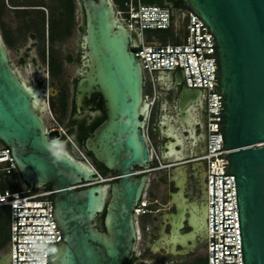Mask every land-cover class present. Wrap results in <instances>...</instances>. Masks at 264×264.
<instances>
[{
	"label": "water",
	"instance_id": "1",
	"mask_svg": "<svg viewBox=\"0 0 264 264\" xmlns=\"http://www.w3.org/2000/svg\"><path fill=\"white\" fill-rule=\"evenodd\" d=\"M178 1L205 25L215 44L195 47L194 23V47L215 52L219 131L228 153L223 175H213V231L214 176H222V213L227 202L223 201V176H234L242 264H264V146L255 147L264 144V0ZM81 3L83 71L75 89V106L78 115L95 105L104 115L84 148L115 176L114 181L102 182L89 164L63 150L68 141H62L59 132L48 133L39 113L47 93L20 77L1 36L0 143L11 150L23 190L49 186L53 192V219L62 242L48 246L47 264H131L138 240L135 209L149 180L146 173L138 176L136 172L147 171L152 156L146 135L150 104L144 98L135 42L118 22L111 0ZM176 73V82L183 83L180 106L186 107L202 92L186 88L182 73ZM172 155V146L165 144L162 161ZM184 169L168 168V181L176 191L166 204L174 211H164L157 236L161 250H154L173 257L192 251L198 235L207 231L206 186L200 210L194 213L186 196ZM187 213L193 230L183 234ZM101 215L104 232L96 227ZM177 234L187 243L164 248L166 239ZM17 244L41 243H17L16 208V257ZM229 255L234 254L229 251Z\"/></svg>",
	"mask_w": 264,
	"mask_h": 264
},
{
	"label": "built area",
	"instance_id": "2",
	"mask_svg": "<svg viewBox=\"0 0 264 264\" xmlns=\"http://www.w3.org/2000/svg\"><path fill=\"white\" fill-rule=\"evenodd\" d=\"M117 1L120 4L116 11L117 19L133 37L137 51L135 56L142 68L144 86L148 85L154 90L160 82L159 75L180 71L186 88L199 90L204 94L208 133L206 151L195 162L204 163L206 169V260L207 264H242L234 176H223V201H227L223 202V213L222 176H214V225L216 226L213 231V175H223L228 167V162L225 161L228 153L223 148L221 131H219L221 102L218 101H221V97H217V90H214L217 88V79H215L217 67L213 57L215 52L213 48H195L212 47V44L215 47L212 35L185 7L175 9L174 0H111L113 4ZM154 32L168 33L164 39L167 42L150 37ZM55 131L62 137L68 138L67 132L60 126L49 129L48 133ZM261 146L264 144L255 145V147ZM77 150L83 156L84 162L94 169L83 151L79 148ZM10 152L9 148L0 143V209H5L10 218L9 264H47L48 246L62 242L60 229L53 219V192L50 189L23 190ZM151 152L153 154L152 150ZM154 170L149 167L145 172L137 171L136 175ZM97 176L102 182H113L112 178H115L114 175L104 177L98 172ZM15 185L19 189L11 191L12 186ZM148 205L147 200L139 202L135 213L144 215ZM16 208L17 243H41L17 244V257ZM229 251L234 255H229Z\"/></svg>",
	"mask_w": 264,
	"mask_h": 264
},
{
	"label": "flooded vegetation",
	"instance_id": "3",
	"mask_svg": "<svg viewBox=\"0 0 264 264\" xmlns=\"http://www.w3.org/2000/svg\"><path fill=\"white\" fill-rule=\"evenodd\" d=\"M117 4H119L118 1ZM2 8L13 11L15 15L14 20L17 21V29L20 28L23 35L25 33L28 34L27 38L32 42V47L29 48L31 50L34 48L38 51L36 55L37 61L33 60L34 69L39 72V68L43 66L41 68L43 69L42 74L44 77L43 83L41 79H37V84L34 86L42 88L47 93L41 102V109H47L51 104L55 106L51 100H56L58 106H63L64 102H67L71 125L66 129V132L76 140L79 136L81 124L91 127L97 119L104 116L97 105L89 111H82L79 115L75 106V89L78 81L81 79L80 74L83 71V51L80 48V43L85 33V15L81 0H0V10ZM1 38L8 50L5 37L1 36ZM72 38H74L73 44L67 45L66 43ZM27 55L28 53L20 56L21 66H25ZM11 64L22 78L18 69L12 62ZM64 68L73 70V75L65 79V83L69 87L67 88L68 93H65L67 92L66 89L64 90V88L58 86L56 88L54 85L58 81L57 79L61 77L65 78L62 74ZM177 76L178 73L159 75L160 82L154 90L150 87L147 90V86H144V98L150 104L146 135L150 138L149 134L151 131V133H154L163 140L160 151L161 155L164 152L165 144L172 146L173 155L168 161V168L174 169L179 167L187 170L186 196L192 205L191 210L197 213L200 210L206 177L205 167L201 163L195 162L206 151L208 133L205 100L202 93L201 97L190 105L186 107L180 106V92L183 88V83L181 81L180 84L176 82ZM64 96L67 97L65 98ZM41 109L39 113L43 116ZM61 140L64 141L65 137L63 136ZM83 153L99 174L104 177L111 175L107 170L104 171L105 168L96 162L91 153L86 151H83ZM152 165L150 162L149 167L151 168ZM167 184V194L158 199L150 193V180H148L140 200V202L147 200L149 203L148 208L145 210L144 215H137L135 213L138 240L131 264H135L138 259L137 250L141 240V231L148 232L150 238H152L147 245V249L151 254L161 250L158 244L160 239L157 236L159 231H161L160 226L162 224L163 213L168 209L174 211V207L171 209L168 204L164 207V203L170 199L169 194L176 191L174 184ZM46 187H42L40 190H45ZM188 217L189 214L187 213V219L183 224L182 230H180L183 231V234H187L193 230L189 225ZM98 221L99 218L96 225ZM194 230L200 231L197 228H194ZM198 236L194 249L184 255L173 257L165 255L163 252L156 253L161 256L177 259L196 254L197 252L193 262L189 264H207L205 251L206 235L201 236L200 234ZM155 238L157 240L154 241ZM178 249L181 250V248ZM202 251L205 253L203 257L200 254ZM0 264H9L8 246L5 253L0 256Z\"/></svg>",
	"mask_w": 264,
	"mask_h": 264
},
{
	"label": "rangeland",
	"instance_id": "4",
	"mask_svg": "<svg viewBox=\"0 0 264 264\" xmlns=\"http://www.w3.org/2000/svg\"><path fill=\"white\" fill-rule=\"evenodd\" d=\"M120 4H117V2H114L113 6L115 9V12L119 9ZM15 15L13 14V11L9 9H1L0 10V35L4 36L7 41V46L9 50V55L11 62L13 65L18 69L19 73L21 74L22 78L27 81L28 83H31L32 85L37 84V79H41L43 83V69L41 66L39 69L40 71H36L34 69L35 65L33 64V60L37 61V52L34 48L31 50L29 47H32V42L27 38L28 34L25 33L24 35L20 31V28L17 29V21L14 20ZM178 18L176 17V25L178 24ZM79 21V20H78ZM153 36L155 40L161 41V42H167L164 39L168 36V33L165 32H154L150 34V37ZM73 40L69 39V41L66 43L67 45H72ZM26 53H28L26 57V64L25 66H21L20 56H24ZM65 78L61 77L55 81L54 85L56 88L62 87L64 90L66 89L68 93L69 88L66 83L65 79L66 77L70 78L73 75V70L70 68H64V71L62 73ZM58 86V87H57ZM147 90H149V87L147 85ZM65 97V96H64ZM63 97V98H64ZM67 97V96H66ZM65 97V98H66ZM64 98V99H65ZM51 102L55 104V106H51L47 109L42 108L43 112V118L46 123L47 128H57L60 126L65 131L70 126L69 122V108L67 106V102H64L63 106H58L56 103V100H51ZM68 138L65 137V140L68 141V145L63 147V150L70 152L77 160L84 161L83 156L80 154L79 150H77V145L75 144V140L71 135L67 132ZM150 138L149 145L151 150L153 151L152 157V167L155 169L154 171H151L147 173L149 180H150V193L155 195L158 199L162 198L167 194V183H169V170L166 167L168 164V161H162L161 159V148L163 140L157 137L154 133L149 134ZM82 151V150H81ZM14 190H18L19 187L12 186ZM167 204L164 203V207H166ZM152 219V218H151ZM150 219V221H152ZM102 219L100 218L99 221ZM155 232V231H154ZM141 240L138 245L137 250V261L135 264H189L193 262V259L196 257V254H191L190 256H184L177 259H173L168 256H161L157 254L156 252L154 254H151L149 250L147 249V245L152 240L150 238V235L146 231H141L140 233ZM10 237V218L9 214L5 209H0V245L2 248L0 249V256L5 253V250L8 246V241ZM157 240L156 238L154 241ZM202 257L205 255V253L202 251L200 252Z\"/></svg>",
	"mask_w": 264,
	"mask_h": 264
},
{
	"label": "trees",
	"instance_id": "5",
	"mask_svg": "<svg viewBox=\"0 0 264 264\" xmlns=\"http://www.w3.org/2000/svg\"><path fill=\"white\" fill-rule=\"evenodd\" d=\"M174 7L176 9H182L184 8L183 4L178 1V0H174ZM105 117L103 116L102 118H99L97 119L94 124L90 127V126H87L85 124H81L80 125V132H79V136L78 138L75 140V144L77 145V147L80 149V150H83L85 151V148H84V142L85 140L92 134V132L104 121ZM73 123V122H72ZM71 125V124H70ZM104 171H106V169H104ZM17 186V185H15ZM18 187V186H17ZM46 189H50L49 186L46 187ZM11 191H17V190H14L13 188H11ZM102 219L101 221H98V224H97V229L101 232H104V227H103V215H101L99 217V219ZM2 248V246L0 245V249Z\"/></svg>",
	"mask_w": 264,
	"mask_h": 264
},
{
	"label": "bare ground",
	"instance_id": "6",
	"mask_svg": "<svg viewBox=\"0 0 264 264\" xmlns=\"http://www.w3.org/2000/svg\"><path fill=\"white\" fill-rule=\"evenodd\" d=\"M184 172V171H183ZM176 176V175H175ZM167 240V243H165L167 246H165L164 248L170 250L171 249V245L173 244L175 247L178 245V243H181V242H185L186 244V240L187 239H182L180 240L179 237H178V234L177 235H173V236H170ZM188 241V240H187ZM159 244V247H161V244Z\"/></svg>",
	"mask_w": 264,
	"mask_h": 264
}]
</instances>
